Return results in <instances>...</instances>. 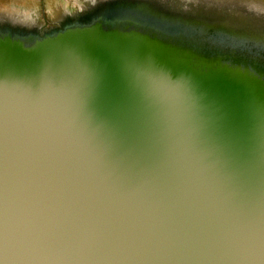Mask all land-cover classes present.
Wrapping results in <instances>:
<instances>
[{
	"label": "water",
	"instance_id": "water-1",
	"mask_svg": "<svg viewBox=\"0 0 264 264\" xmlns=\"http://www.w3.org/2000/svg\"><path fill=\"white\" fill-rule=\"evenodd\" d=\"M24 14L0 12V264H264V8Z\"/></svg>",
	"mask_w": 264,
	"mask_h": 264
},
{
	"label": "rangeland",
	"instance_id": "rangeland-1",
	"mask_svg": "<svg viewBox=\"0 0 264 264\" xmlns=\"http://www.w3.org/2000/svg\"><path fill=\"white\" fill-rule=\"evenodd\" d=\"M83 0H0L1 13H25L24 17L34 18L38 23L52 24L66 12L78 10ZM264 8V0H236Z\"/></svg>",
	"mask_w": 264,
	"mask_h": 264
}]
</instances>
